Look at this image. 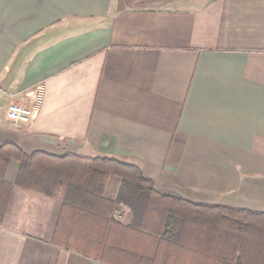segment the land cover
Masks as SVG:
<instances>
[{
  "label": "crops",
  "instance_id": "0c3cea01",
  "mask_svg": "<svg viewBox=\"0 0 264 264\" xmlns=\"http://www.w3.org/2000/svg\"><path fill=\"white\" fill-rule=\"evenodd\" d=\"M35 98L30 123L6 119ZM5 143L113 158L162 195L264 212V0H0ZM18 168L0 264H108L51 239L63 190L14 186ZM120 184L111 175L103 196Z\"/></svg>",
  "mask_w": 264,
  "mask_h": 264
},
{
  "label": "trees",
  "instance_id": "16d2710c",
  "mask_svg": "<svg viewBox=\"0 0 264 264\" xmlns=\"http://www.w3.org/2000/svg\"><path fill=\"white\" fill-rule=\"evenodd\" d=\"M10 159L19 162L15 186L47 196L62 188L51 239L65 248L108 264H264V212L162 195L137 166L108 157L1 145L0 222L12 190L4 180ZM111 175L120 188L105 198ZM118 205L129 209V223L113 217Z\"/></svg>",
  "mask_w": 264,
  "mask_h": 264
},
{
  "label": "built area",
  "instance_id": "2783aa9c",
  "mask_svg": "<svg viewBox=\"0 0 264 264\" xmlns=\"http://www.w3.org/2000/svg\"><path fill=\"white\" fill-rule=\"evenodd\" d=\"M39 104V98H35L32 103L25 104L20 102H11L5 112V117L14 125L28 124L31 122Z\"/></svg>",
  "mask_w": 264,
  "mask_h": 264
},
{
  "label": "rangeland",
  "instance_id": "374dc122",
  "mask_svg": "<svg viewBox=\"0 0 264 264\" xmlns=\"http://www.w3.org/2000/svg\"><path fill=\"white\" fill-rule=\"evenodd\" d=\"M15 186V185H14ZM12 188H13V185H12ZM59 190V189H58ZM12 191V190H11ZM56 192V191H55ZM55 194V193H54ZM10 197H11V194H10ZM10 201V200H9ZM113 217L115 218V219H119V217H118V215H117V213H116V208L113 210Z\"/></svg>",
  "mask_w": 264,
  "mask_h": 264
}]
</instances>
